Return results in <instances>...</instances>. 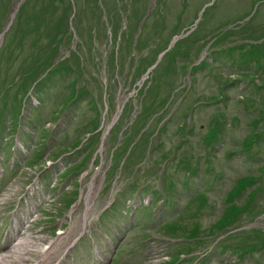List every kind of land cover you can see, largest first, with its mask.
I'll use <instances>...</instances> for the list:
<instances>
[{
  "label": "rangeland",
  "instance_id": "374dc122",
  "mask_svg": "<svg viewBox=\"0 0 264 264\" xmlns=\"http://www.w3.org/2000/svg\"><path fill=\"white\" fill-rule=\"evenodd\" d=\"M22 1L0 0V32L5 29L18 4ZM125 1L128 4L129 0H62L61 2L58 0H26L22 13L15 18L11 29L6 31V47L1 54L0 69L4 72L6 68L8 76L10 73L13 75L21 60L28 58L36 49H41L42 53H45L48 52L47 47L49 49L55 47V50L52 51V57L49 56L48 58L51 63L70 55V62L75 68L74 73L70 71L64 72L63 75H56L44 85L47 87L45 90H41V105L32 111L31 121H28L27 124L33 128L34 134L33 136L30 134L24 136L28 143L35 141L34 144L37 146L36 140L40 138L39 128L47 127L50 123L45 146L48 145L52 148V138L57 136L55 133H59L61 130L63 132L58 134L57 148L55 146L53 148L56 149V152L62 153L68 150L67 146L70 145L75 136L86 137L83 135L89 125V120L95 114V111L90 108L92 107L91 103L86 104L84 100L80 104L79 102L74 104L66 113V118L63 116L56 119L52 118L55 102L66 95L69 90L66 85L68 81L77 74L78 83L89 91L85 99L93 95L99 103L102 99L101 104H109L111 111L106 115L105 110L107 111L108 107L104 108L101 124L105 130L120 116L119 124L115 130L117 133L119 128L129 127L135 115L140 112V89L149 84L145 72L146 68L154 61L157 53L162 48L164 49L170 38L172 41L176 34L185 33L187 30L183 31L182 29L188 26L186 38L182 39L184 36H179L174 40L175 49L173 52L184 46L189 49L194 57L191 58L190 54L185 56L178 54L174 59L167 60L165 57L161 61L155 71L151 86L154 94L148 95L146 99V102H154V112L144 120L141 118L143 112L137 118V121L142 120L141 123H143L161 108L164 110L162 114L164 120L171 115L166 123L167 126L159 132L160 143L155 146L153 142L150 146L152 148L149 152L151 156L146 152L142 161L135 157L133 163L127 165L126 171L120 176L115 169L113 171L110 169L109 172L105 173L110 164L111 152L120 139L117 134L114 138H109L108 134L104 139L103 148L97 153V161L95 162L97 169L92 168L90 164L94 153L86 160V168H82V171L77 175L73 174L72 183L79 181V185L84 187L85 191L92 183L96 190L94 195L95 206L100 205L101 207L107 199H117L119 195L123 205H126V203L128 204V198H126L128 180L138 178L140 185L148 182L160 188L158 185H162V183L159 176H151L160 171L163 164L160 159L163 155H170V148L174 144L177 145L179 138L185 135V140L182 143L177 146L174 145L176 146L175 154L164 169L168 177L175 181V190L179 195L176 204L165 209L164 213L166 221L171 222L177 218L186 201L193 202V208L196 212L194 223L198 225L200 234L205 235L209 231V226L213 225L221 215L225 205L224 199L235 181L246 175H255L260 177L257 184H262L264 188V134L257 142L255 141L256 143L249 146L247 151L244 150L243 145V138L254 128L264 131V0H182L183 5H181V0H159L158 11L156 8L154 14L148 16L142 32L138 36L141 43L138 50H133L132 45H125L123 40L119 42V57L126 55L124 51L130 52V54H127L126 58H122L121 62L118 58L119 63L116 66L114 56L117 46L115 42L116 39L118 40L119 33L124 31L126 23L127 30L132 37L128 42H134L139 32L137 23L145 8L147 9L148 6L146 5L150 2V0H132L131 12L129 13L130 6L126 10ZM68 2L71 5L72 16H75L70 24L72 28L63 30V24L69 21V18L67 19L68 13L65 9L61 8L68 7ZM48 6L51 7L53 13L44 25L41 21L37 23L35 14ZM99 12L105 15L104 18H101L102 28L97 25ZM109 17L113 22V27L109 24ZM118 20L120 21L118 22ZM74 32L77 33L80 40L73 36ZM53 43H56V46H52ZM202 44L207 47L212 46L219 51L213 57L210 56L212 63H203L192 73L189 71L190 67L182 69L183 64L190 62V65H194L199 62V60L191 59L203 57L204 50L202 52L198 50ZM77 45L86 51L87 56L84 55V52L77 50ZM9 51L11 56L7 55L6 58L4 54L9 53ZM208 58L209 55H207L206 60ZM10 61L11 66L8 64ZM128 62L131 63L128 64ZM8 95L11 99V92ZM127 99L131 101V108L129 111L128 108H125L123 112L121 108ZM199 99L202 102L206 101L198 107L192 106ZM0 105H2L1 102ZM190 107L192 109L191 121H187V127L185 122L184 130L177 131L181 115L186 113ZM2 108L0 109V115H2L0 118V137L7 127L5 126V116L9 111V105H2ZM215 113L222 114L219 116L220 130L217 137L223 143L225 142L224 150L231 152L226 157L222 149H216L214 155L203 159L205 148L202 144V136L208 128H211L210 118L212 119ZM24 115L26 114L24 113ZM259 119L260 121H257ZM157 121L154 120L152 128L156 126ZM161 125L163 124L159 122L156 128ZM142 126H135V128L140 129ZM154 134L155 130L152 136ZM84 151L85 148L76 153L74 157H65L64 159H68L73 164L82 157ZM53 152H55L54 149ZM194 153L198 155V158L201 156L200 160H196L192 164L194 167L199 165L198 172L193 176L191 185L185 186L181 183L183 168L177 165V160L178 157L191 158L189 154ZM123 155L120 154V159ZM174 157L176 158L173 159ZM153 158L157 162L156 165ZM207 160H209L208 164H211V167L220 174L218 179L211 181L212 172L203 168ZM118 161L112 162L114 168ZM34 169L35 167L25 165L18 168L17 175L32 178ZM11 178L12 176L9 175L4 180L7 183L13 179ZM166 185L163 180V186L166 187ZM204 186H210L206 199L197 204L193 195ZM248 191L249 189H244L241 197L237 198L235 202L237 204L243 203L248 197ZM149 192L150 190L145 187L143 196L148 195ZM262 202H264V191H260L254 197L250 204L251 209L241 213L234 226L254 227L264 232V214L259 212V206ZM139 211L143 212L146 218L152 212L151 209L149 211L144 206ZM115 212H121V210L115 209ZM257 214L259 215L256 216ZM177 220L180 221L181 217ZM188 225L191 227L190 224ZM152 227L154 226L150 227V231ZM185 233L186 231L181 230V228H177L173 232L163 230V234H157L162 239V241L157 242L159 249L163 247L164 252L165 238L170 239ZM251 236L230 237L225 243L226 252L222 254L218 248L215 249L213 257L208 260V264H231L234 262L264 264V248L244 256H237L234 250L247 246ZM214 238L215 235L198 242H188L185 249L200 250L203 246L208 245L206 242H211ZM131 242L126 240L123 243L127 246ZM136 242L142 243L141 240H134L133 243ZM145 249L146 246L141 247L137 254L134 253L130 259L127 258L128 261L132 260L130 264H147L144 256ZM120 253L118 252V254ZM221 254L223 257L220 256ZM117 262L118 255L116 254L113 263Z\"/></svg>",
  "mask_w": 264,
  "mask_h": 264
},
{
  "label": "bare ground",
  "instance_id": "6f19581e",
  "mask_svg": "<svg viewBox=\"0 0 264 264\" xmlns=\"http://www.w3.org/2000/svg\"><path fill=\"white\" fill-rule=\"evenodd\" d=\"M90 196H91V193L89 192V194H88L87 198L89 199V198H90Z\"/></svg>",
  "mask_w": 264,
  "mask_h": 264
}]
</instances>
